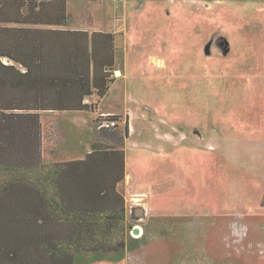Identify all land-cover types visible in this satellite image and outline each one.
Instances as JSON below:
<instances>
[{
  "label": "rangeland",
  "instance_id": "374dc122",
  "mask_svg": "<svg viewBox=\"0 0 264 264\" xmlns=\"http://www.w3.org/2000/svg\"><path fill=\"white\" fill-rule=\"evenodd\" d=\"M189 1L68 0L70 24L117 33L131 71L133 47L158 51L166 67L135 94L174 121L145 120L127 135L123 119L93 138L100 111L73 112L55 119L57 133L46 130V145L66 144L70 158L92 138L130 155L125 248L82 251L76 264H264V0ZM123 90L118 83L99 110L122 109L123 96L112 97ZM18 176L0 166V186Z\"/></svg>",
  "mask_w": 264,
  "mask_h": 264
},
{
  "label": "trees",
  "instance_id": "16d2710c",
  "mask_svg": "<svg viewBox=\"0 0 264 264\" xmlns=\"http://www.w3.org/2000/svg\"><path fill=\"white\" fill-rule=\"evenodd\" d=\"M66 22V0H0V166L24 175L0 186V264H76L82 251L126 245L124 150L95 141L83 160L43 163L42 112L96 109L85 97L113 82V34L41 27ZM122 120L99 115L95 134ZM39 177L53 180L58 199L27 182Z\"/></svg>",
  "mask_w": 264,
  "mask_h": 264
},
{
  "label": "crops",
  "instance_id": "0c3cea01",
  "mask_svg": "<svg viewBox=\"0 0 264 264\" xmlns=\"http://www.w3.org/2000/svg\"><path fill=\"white\" fill-rule=\"evenodd\" d=\"M92 1H96L99 2L100 0H92ZM184 2H186V0H183ZM188 2H190L188 0ZM176 3V2H175ZM66 5H67V22L64 25H41V27H55V28H66V29H77V30H87L90 33L94 32V31H101L103 33H111L113 34V38H114V65L111 67H107V70L111 71L112 73V77H113V82L110 84L109 90L106 92V94L104 96H99L97 94V92H94L91 95H88L85 97V102L89 103V104H93V103H97V107L96 109L90 108L89 110H62V111H44L42 112V121H43V132H44V136H43V163L44 164H48V165H53L54 163L57 162H67V161H75V160H83L87 157L88 153H90L93 149V143L95 141H93L94 135H95V118L93 120V125H94V129H93V138L90 142V146H86L87 150L86 152L79 158H70V153H69V148L68 146L65 145H61L60 147H57V145H52L50 143H48V145H46L45 143V133L46 130L48 131L49 127H53L54 131L53 133H57L56 131V127H55V119L56 121H65L66 119V115L69 113H73V112H99V115H108V114H119V115H123V119L125 121L129 120L130 122V130L132 128V126H136L138 127L139 131H143L145 129V120H160V121H168V117H167V113H163L161 111H159V109L156 106V104L150 103L149 107L148 105L145 106V108H142L145 104L143 103L142 100H139L140 96L137 94H135L136 88L139 87L138 82L140 81V79L143 78L144 75H151L150 77L154 76L159 69L166 67V62H162V60L164 61V58H160V56L157 54L158 51L154 52V51H149L147 49H143V50H136L135 47L132 48L131 51V55H132V59L135 62V64H138L137 67H133V70L131 71V69L129 68V64L126 62V59L128 60L126 53H125V58L123 60L122 56H120V49H122V51L124 52V47L120 48V46H118V39H117V33L113 30H106V29H102L100 27L97 26H87L84 23H80V24H70L69 23V7H68V0H66ZM185 7V6H184ZM93 21V18H92ZM127 46V48H126ZM125 49L128 51H130V47L128 42L126 43ZM122 52V55H123ZM123 61V62H122ZM161 61V62H159ZM125 64H127L128 66H126ZM121 83V87H123V92L121 94H117L114 95L112 97L113 101L116 102H121V96H123L122 99V104L121 106L123 107L122 109H100L101 106V102L102 100L107 97V95H110L111 92L114 90V88H116L117 84ZM133 89V91L129 90ZM135 88V89H134ZM141 99V98H140ZM168 112H173V109L170 111L169 109L167 110ZM171 125H174V121H171ZM121 122H119L120 124ZM53 124V125H52ZM181 125H183L180 122ZM185 124L183 125V127L185 128ZM62 130H63V136H64V141L66 140V135H65V130H64V125L62 122ZM182 127V126H181ZM56 128V129H55ZM161 130V129H160ZM183 130V129H182ZM162 131V130H161ZM170 132H174L172 129L170 130ZM182 134L186 133L185 130L181 131ZM58 135V134H57ZM59 136V135H58ZM56 139H59L56 138ZM67 141V140H66ZM65 141V143H66ZM117 149H122L125 152V177L123 180H121L120 182H118L117 184V189L124 195L125 197V205L127 206V201H126V196L123 193L122 189H121V184L124 183V181L126 180V177L128 176L129 173V165H128V150H126L124 147H115ZM133 150H130V153H132ZM137 177V175H136ZM39 179V183H37L36 179H29L27 180V182H29L30 184L34 185V186H39L41 187V191L42 194L48 198L53 200V198H57L58 196H55V183L53 182V180L45 178V177H39L37 178ZM129 181V179H128ZM130 182V181H129ZM76 199H79L78 196H75ZM81 255V254H80ZM75 258H77V255L75 256Z\"/></svg>",
  "mask_w": 264,
  "mask_h": 264
},
{
  "label": "built area",
  "instance_id": "2783aa9c",
  "mask_svg": "<svg viewBox=\"0 0 264 264\" xmlns=\"http://www.w3.org/2000/svg\"><path fill=\"white\" fill-rule=\"evenodd\" d=\"M117 120L116 119H106L103 123L102 126H106V127H114L116 126ZM134 233V231H132Z\"/></svg>",
  "mask_w": 264,
  "mask_h": 264
},
{
  "label": "water",
  "instance_id": "95a60500",
  "mask_svg": "<svg viewBox=\"0 0 264 264\" xmlns=\"http://www.w3.org/2000/svg\"><path fill=\"white\" fill-rule=\"evenodd\" d=\"M143 213H144V207H140V208L137 209V214L138 215H143ZM140 230H141L140 227H137V226L134 227V232L135 233H139Z\"/></svg>",
  "mask_w": 264,
  "mask_h": 264
},
{
  "label": "bare ground",
  "instance_id": "6f19581e",
  "mask_svg": "<svg viewBox=\"0 0 264 264\" xmlns=\"http://www.w3.org/2000/svg\"><path fill=\"white\" fill-rule=\"evenodd\" d=\"M136 226H137V227H140V229H141L138 235H140V234L142 235V234H143V230H144L143 227H142L141 225H138V224H136ZM136 235H137V234H136ZM138 235H137V236H138ZM141 235H140V236H141ZM138 237H139V236H138Z\"/></svg>",
  "mask_w": 264,
  "mask_h": 264
}]
</instances>
